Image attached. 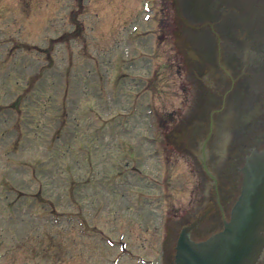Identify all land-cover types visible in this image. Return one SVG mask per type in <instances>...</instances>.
Instances as JSON below:
<instances>
[{
	"label": "rangeland",
	"instance_id": "1",
	"mask_svg": "<svg viewBox=\"0 0 264 264\" xmlns=\"http://www.w3.org/2000/svg\"><path fill=\"white\" fill-rule=\"evenodd\" d=\"M183 102L172 0H0V264H164Z\"/></svg>",
	"mask_w": 264,
	"mask_h": 264
},
{
	"label": "water",
	"instance_id": "2",
	"mask_svg": "<svg viewBox=\"0 0 264 264\" xmlns=\"http://www.w3.org/2000/svg\"><path fill=\"white\" fill-rule=\"evenodd\" d=\"M172 5L184 102L166 139L196 170L198 191L193 206L186 213L169 218L165 223L163 243L169 241L164 264L171 251L170 244L174 242V234L170 232H178L201 217L212 202L210 182L189 141L190 133L202 125L201 132L206 135L210 123L205 117L209 118L213 112L218 111L215 120L223 117V92L232 88L238 92L245 87L246 90H241L243 96H251L264 112V0H172ZM189 6L195 12L191 21L185 15V8ZM199 12L202 15L197 17ZM261 138L264 139V133L255 132L252 142ZM238 154L237 163L231 162L225 167L234 179L237 169L244 168L241 169L243 195L238 201L234 200L228 218L232 221H224L221 233L201 243L182 237L178 264L257 263L264 248V149L253 153L249 159L246 157L251 151L242 150Z\"/></svg>",
	"mask_w": 264,
	"mask_h": 264
},
{
	"label": "flooded vegetation",
	"instance_id": "3",
	"mask_svg": "<svg viewBox=\"0 0 264 264\" xmlns=\"http://www.w3.org/2000/svg\"><path fill=\"white\" fill-rule=\"evenodd\" d=\"M216 147L218 149H219V147L221 149H223V148L224 149L225 148L231 149V140L228 139V138L218 137L217 141H216ZM221 156L222 155L220 154L219 155V160H215L216 171L219 172V174L217 175L218 177L215 175L214 172H213L214 177L211 176V179H212L211 181L213 182V186H214V190H215L216 195H219L220 191L223 190V188H221V190H220L219 179H221L222 181L225 180V179H228V176H227L226 170H225V166L223 165L224 162L221 159ZM241 169H237L236 179H234V177H233L234 182L237 181V183H239L242 180V171H241ZM239 188H240V186L236 188L234 195L231 196V199L229 201V205H230L229 209L226 210V211L224 209H222V213H223L222 214V219L219 221L218 226H216V228L220 227L222 225V223L224 222V220L228 217L229 211L231 209V206H232V204L234 202V199H235V196H236L235 194L237 193V190ZM219 199H221V197L218 198V202H219ZM170 262H172V260Z\"/></svg>",
	"mask_w": 264,
	"mask_h": 264
}]
</instances>
